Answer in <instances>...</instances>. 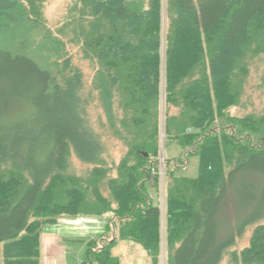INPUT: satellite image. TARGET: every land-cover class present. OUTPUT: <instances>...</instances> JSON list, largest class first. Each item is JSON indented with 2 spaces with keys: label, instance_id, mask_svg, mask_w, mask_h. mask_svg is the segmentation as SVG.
<instances>
[{
  "label": "trees",
  "instance_id": "1",
  "mask_svg": "<svg viewBox=\"0 0 264 264\" xmlns=\"http://www.w3.org/2000/svg\"><path fill=\"white\" fill-rule=\"evenodd\" d=\"M43 4L0 0V33L20 31L39 56L0 47V264H39L42 227L62 216L104 215L118 221V237L87 242L80 264H119L118 241L139 245L151 264H160L162 244L165 264H220L234 236L264 218L263 194L262 214L225 240L218 230L231 181L264 185V117L228 112L239 102L243 60L264 55V0H73L64 26L93 64L91 91L106 129L127 148L111 179L100 138L81 117L83 74L64 51L65 27L55 34L43 25ZM160 103L163 139L180 149L163 163V210L151 195L159 187ZM71 153L93 165L85 177L66 174ZM191 157L196 177L177 176ZM231 260L264 264V224Z\"/></svg>",
  "mask_w": 264,
  "mask_h": 264
},
{
  "label": "rangeland",
  "instance_id": "2",
  "mask_svg": "<svg viewBox=\"0 0 264 264\" xmlns=\"http://www.w3.org/2000/svg\"><path fill=\"white\" fill-rule=\"evenodd\" d=\"M73 0H44L43 8V25L49 28L53 33L57 34L59 27H65L63 30L64 36L61 38L65 41V49L67 56H70V64L72 67L79 69L82 74V92L81 99L86 103L85 113H81V117L84 121L88 123L93 133H96L100 138V143L103 147V153H101V158L104 160L105 167L110 169L108 174V179L115 178L116 172L115 168L119 164L120 160L125 156L127 148L122 143V141L117 140L116 137L112 135L110 130L106 129L107 121L103 109L99 106L97 100V94L91 91V81L93 79L94 70L93 64L87 60L82 59V54L80 51V46L71 43L73 38V27L67 25L66 20L70 17L69 11ZM20 31H9L6 33H0V47L5 50L10 51L13 54H27L28 56H34L35 50L27 51L28 46H30L29 39L25 36L20 37ZM39 38L37 37V40ZM23 41V42H22ZM22 42V43H21ZM26 47V49H24ZM27 52V53H26ZM163 54V53H162ZM248 55V53H246ZM35 57H39L35 55ZM247 66V74L243 77V86L238 91L239 102L236 107H232L228 110L229 114L234 117L242 118L246 115H252L255 117H264V55L258 56L257 58H246L243 60V64ZM163 82H164V57L162 59V92L161 98L163 102ZM114 104L116 105L115 101ZM169 116H177L179 110L170 105L166 106ZM116 109V108H115ZM164 110L165 106L163 103L159 105V123H160V155L158 158V170H163V163L165 157H177L180 154L179 147L174 141H167L163 139V125H164ZM118 113V112H117ZM100 123L104 124L100 126ZM167 145V149H164V145ZM185 158L181 160V165H185ZM161 164V165H160ZM198 159L191 157L189 159V165L181 169L176 174L180 177L194 178L197 175ZM93 165H88L81 163L75 158L71 153L68 159V169L66 174L85 177L91 170ZM162 182V183H161ZM159 182L158 191L155 190L151 192L155 203H159V207L163 210L164 199L166 195V188L168 183H170L169 178H162ZM102 194L105 197L109 196V191L105 183L101 186ZM157 193V194H156ZM227 195L220 207L219 213L217 215V225L218 230L223 232V240L228 237L230 229L236 230L237 227L241 225H246L250 220L256 216L262 214L263 205L262 199L264 194V185L260 179L255 181L249 180L245 177L244 180L236 179L231 181ZM228 201V202H227ZM227 202V203H226ZM224 215L227 216V220L224 219ZM66 220L67 224L64 229H61L62 235H68L66 238L68 241L67 246L68 256L67 264H80L83 260L86 243L89 241H98L103 239V244L111 241V239H116L118 237V221L113 219L111 215H104L102 217L87 218V217H71L62 216L57 219ZM99 219V220H96ZM96 221V222H95ZM72 222V223H70ZM264 224V218L255 224H249L244 228L242 234H236L234 236V244L230 249L226 251L220 264H235L231 260V254L233 252L240 253L243 249L249 246L250 238L252 236L253 230L260 225ZM163 225V216H162ZM229 225L231 227L228 229ZM162 229V228H161ZM56 228L53 225L46 224L42 227V232L40 234V257L39 264L48 260L47 253L43 254L41 237L42 234L54 233ZM163 231V229H162ZM68 233V234H67ZM163 237V235H162ZM65 238V237H63ZM105 239V240H104ZM66 240V241H67ZM47 246V245H45ZM162 255L160 264H165L166 256L164 253V246L162 244ZM47 251V248L45 247ZM113 256L118 258L119 264H150V260L146 253L135 244L121 243L115 246L112 250Z\"/></svg>",
  "mask_w": 264,
  "mask_h": 264
},
{
  "label": "crops",
  "instance_id": "3",
  "mask_svg": "<svg viewBox=\"0 0 264 264\" xmlns=\"http://www.w3.org/2000/svg\"><path fill=\"white\" fill-rule=\"evenodd\" d=\"M96 220H99V219H96ZM70 223H72V222H70ZM65 225H69V224H67V219L66 220L61 219V220L57 221L56 225H53L56 228L54 233L48 234V233L44 232L42 234L41 243H42L43 254L47 253V258H48V260L47 261L45 260L43 262V264H67V256H68V250H69L67 243L69 240H67V238H66L68 235H62L61 234V229L62 228L64 229ZM63 237H65V238H63ZM121 243L133 244L131 242L118 241L117 245L121 244ZM45 245H47V246H45ZM45 247L47 248V251L45 250ZM150 264H151V261H150Z\"/></svg>",
  "mask_w": 264,
  "mask_h": 264
},
{
  "label": "built area",
  "instance_id": "4",
  "mask_svg": "<svg viewBox=\"0 0 264 264\" xmlns=\"http://www.w3.org/2000/svg\"><path fill=\"white\" fill-rule=\"evenodd\" d=\"M161 165V164H160ZM158 175H159V182H161V179L163 178V172L161 169H159V172H158ZM162 183V182H161Z\"/></svg>",
  "mask_w": 264,
  "mask_h": 264
}]
</instances>
